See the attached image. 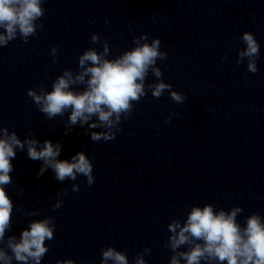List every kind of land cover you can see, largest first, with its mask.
I'll list each match as a JSON object with an SVG mask.
<instances>
[{
	"label": "clouds",
	"instance_id": "clouds-1",
	"mask_svg": "<svg viewBox=\"0 0 264 264\" xmlns=\"http://www.w3.org/2000/svg\"><path fill=\"white\" fill-rule=\"evenodd\" d=\"M46 0H0V47H6L19 38L28 43L30 37L37 35V29L43 24L37 23L45 14L42 7ZM107 22V21H106ZM151 39V42L149 40ZM93 44H102V50L88 48L78 57V71L65 69L51 84V90L41 86L38 90L29 88L27 96L32 99L39 111L48 119L64 117L68 135L73 126H87L93 142L111 141L122 129L123 120L131 118L134 107L146 97L148 91L155 99L165 92L170 99L183 104L184 94L173 90V86L163 79V72L157 61L166 60L168 53L161 51L159 37L150 38L142 34L133 39L134 47L109 58L110 43L97 33L90 36ZM240 40L245 47L237 52V65L247 61V71H258L257 60L260 57V44L252 32L245 31ZM58 46H53L50 55L53 63L58 62ZM222 62L224 57L221 58ZM156 78L147 83L149 73ZM82 86V87H81ZM176 113L165 118L168 123ZM33 161H42L37 175L42 176L48 169L55 174L59 182L75 181L77 176L86 177L90 187L94 183L93 163L84 152H78L71 160L58 159L63 148L61 142L45 140L42 143L31 136L20 139L15 131L0 126V264H41L48 253L47 241L54 239L55 220L48 216L29 220L19 237L7 235L12 230L14 204L6 190L13 184L12 160L17 150L24 151ZM73 192H79L80 186L71 185ZM66 189L57 191L56 203L52 210L63 204L62 197ZM243 208L233 206L230 210H217L213 204L203 207L194 205L188 211L186 219L171 220L168 231L171 235L164 247L171 250L169 264H264V216L253 212L241 225L237 217ZM28 217L40 215L39 209L24 213ZM183 249V250H182ZM144 248L132 260V264H147ZM100 264H129L125 252L113 246L100 249ZM56 264H76L73 259L58 260Z\"/></svg>",
	"mask_w": 264,
	"mask_h": 264
}]
</instances>
